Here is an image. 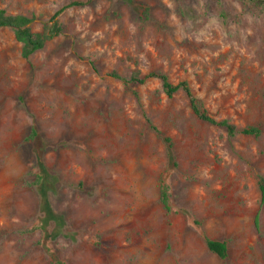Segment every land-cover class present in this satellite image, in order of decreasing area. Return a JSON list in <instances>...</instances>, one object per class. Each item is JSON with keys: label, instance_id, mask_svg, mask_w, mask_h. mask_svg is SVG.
<instances>
[{"label": "rangeland", "instance_id": "374dc122", "mask_svg": "<svg viewBox=\"0 0 264 264\" xmlns=\"http://www.w3.org/2000/svg\"><path fill=\"white\" fill-rule=\"evenodd\" d=\"M0 10L32 19L35 34L59 12L61 30L27 60L0 30V264H264L262 17L238 0H0ZM154 71L260 136L228 137L155 79L108 77ZM205 238L226 244L225 260Z\"/></svg>", "mask_w": 264, "mask_h": 264}, {"label": "trees", "instance_id": "16d2710c", "mask_svg": "<svg viewBox=\"0 0 264 264\" xmlns=\"http://www.w3.org/2000/svg\"><path fill=\"white\" fill-rule=\"evenodd\" d=\"M240 6L247 12L251 13L253 16L262 17L264 19V0H238ZM72 7L80 6L78 2H73L70 4ZM57 12L53 18V27L47 31L40 34L32 33L30 30V25L32 19L22 17V16H10L5 13V11L0 10V30L9 28L14 32L15 40L21 44V56L23 59L27 60L35 52L41 50L44 45L58 36L61 33L59 27H57L55 18L58 16ZM222 19L224 15L221 14ZM108 77L120 81L124 86L128 85H142L149 80H157L161 85L163 94L167 98L173 97L178 92H181L188 101V106L191 113L201 122L222 129L228 137H234L236 135H241L245 137L258 138L261 134V130L256 126H248L244 128L237 129L235 126L229 124L227 121H217L208 115L206 109L203 107L201 102H199L192 94L189 85L185 81L178 82L176 84L171 83L167 76L159 71L149 72L148 74L138 77L137 75H132L128 78H123L117 74H110ZM28 140L31 141L33 149L36 155V160L39 168L42 171V177L38 178V182L41 184V205L40 209L44 214V219L48 222L55 219V216L51 213L46 191L50 189L51 182H49L48 175L43 169L42 162V144L36 133L32 128L30 130ZM163 141L167 144V148H171L170 140L167 137H163ZM258 189L260 193V204H264V181H260L258 184ZM158 203L165 212L170 211L169 206V195L168 188L162 180L159 181L158 187ZM204 244L207 251L219 260H225L227 257V247L222 241L210 240L205 238Z\"/></svg>", "mask_w": 264, "mask_h": 264}]
</instances>
